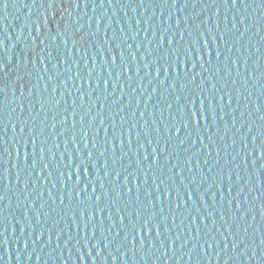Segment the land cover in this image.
I'll list each match as a JSON object with an SVG mask.
<instances>
[{"label": "water", "instance_id": "obj_1", "mask_svg": "<svg viewBox=\"0 0 264 264\" xmlns=\"http://www.w3.org/2000/svg\"><path fill=\"white\" fill-rule=\"evenodd\" d=\"M3 2L0 0V136L8 151L0 147V153L9 170V186L0 201L4 217L0 227L7 236V252L0 245V264H264V244L260 242L264 184L256 183L257 175L264 180L260 168L264 157L257 151L260 138L255 143L252 140L262 127L256 107L264 111V7L257 6L258 0H237L235 6L231 0L227 6L223 0H177L175 5L170 0L166 5L161 0H79L78 6L73 0H55L51 7L49 0H7L6 8ZM161 33L164 46L158 48ZM222 34L227 43L221 40ZM169 36L181 58L189 46L194 49L196 68L189 69V75H199L185 88L180 87L185 69L177 67L181 73L177 78L170 61L163 57L165 50L170 51ZM205 39L208 54H204ZM197 51L203 55V68L196 60ZM125 64L130 69L127 73ZM201 79L203 86H199ZM222 93L227 95L220 100ZM209 97L214 112L207 111ZM190 98L195 99L192 107L199 123L192 121ZM201 98L206 120L199 119ZM21 124L25 125L23 133ZM33 126L37 132L44 129L37 139L35 168L30 143L27 162L23 155H15L18 146L23 152L27 128ZM86 127L89 135L82 138ZM121 132L123 144L116 141L113 149L106 141ZM93 137L99 147H93ZM41 144L46 149L43 159ZM153 147L160 153L159 165L153 164L150 170L147 165ZM161 148L165 149L162 153ZM89 151L93 154L90 160ZM69 155L74 161L85 159L90 178L99 175L106 187L118 184L123 189L128 172L138 173L135 183L140 184L147 173L151 196L142 185L137 202L129 176L133 202L127 204L124 196L123 204L111 205L89 220L81 209L88 205L103 208L108 201L102 197L99 204L95 202V195L103 190L94 179L96 193L83 204L61 187L59 173L69 166ZM44 163L49 168L41 171ZM117 170L119 177L115 176ZM152 171L165 184L179 188L180 199L187 204L176 208L175 191L170 198L162 197V204L157 201L152 211L159 217L163 207L165 217L159 223L160 235L155 227L141 233L145 240L141 249L140 236L135 244L125 240L126 229L119 227L116 208L127 205L135 209L155 198ZM68 183L70 186L71 181ZM3 186L0 180V189ZM111 198L116 199L114 194ZM109 213L114 223L109 222Z\"/></svg>", "mask_w": 264, "mask_h": 264}, {"label": "snow or ice", "instance_id": "obj_2", "mask_svg": "<svg viewBox=\"0 0 264 264\" xmlns=\"http://www.w3.org/2000/svg\"><path fill=\"white\" fill-rule=\"evenodd\" d=\"M55 2V0H49V6L51 7L52 4ZM162 4H168L169 0H161ZM172 5H175L177 3V0H170ZM241 2H243V0H241ZM73 3L76 4L78 6L79 0H73ZM223 3L225 6H227L229 4V0H223ZM237 4V0H231V5L235 6ZM186 6V3L185 5ZM246 7L248 5H245ZM258 7H264V0H258L257 3ZM3 7H7V0H4L3 2ZM233 27H235V25H233ZM260 29L257 28V31H259ZM165 32L167 31V29L164 30ZM203 35V34H201ZM214 39V38H213ZM221 40L224 43H227V39L224 37V35H221ZM167 44L170 46V51L169 50H165L163 52V57L166 60H169L171 63V67L173 68V71L176 75L177 78L180 77L181 73L179 71H177V67L179 66V68L185 69L183 72V75L185 77V80L180 84L181 88H185L186 86L192 85L195 82L196 79V75H199V73H195L193 75H189V69H195L196 68V61L193 60L192 58V52H193V48L191 46H189L183 53V58H181V54L178 48L175 47H171L173 44V38L171 36L168 37L167 39ZM207 44L208 41L205 39L204 40V54H208V48H207ZM164 46V33H161L160 38L157 42V47L158 48H163ZM131 47V46H129ZM123 55V53H121V56ZM134 55V54H133ZM221 55V53L219 51L216 52V56L217 58H219ZM157 58L155 56H153V60L155 61ZM112 60L115 61L116 60V56L113 55ZM196 60L200 61L201 63V67L203 68V55L197 51L196 53ZM210 62V61H209ZM233 63H235V61H233ZM187 66V67H186ZM148 65L145 64V68H147ZM167 67L168 65H165V70L167 71ZM129 66L127 64L124 65L123 71L125 73L129 72ZM138 71V69H137ZM157 73L159 72V67H157L156 69ZM117 75H119V73H117ZM209 80L211 81V77H209ZM161 83H163V81H161ZM105 84H107V81H105ZM204 85V80L201 79L199 81V86H203ZM175 83L172 84V87H175ZM210 86L212 88H215L216 85L215 83L210 84ZM88 95H91V93L89 92ZM224 95H227V93H222L219 96L220 100H223ZM177 99H179V97H177ZM229 102H231V96L229 95ZM58 103V102H57ZM83 103V101H82ZM195 104V99L190 98L188 101V106L191 109V118L192 121L194 123H199V120L197 119L196 116V110L195 108H193L192 106ZM73 105L75 106V101H73ZM102 107L106 108L107 105H102ZM169 107H171V105H169ZM205 101L204 98L200 99V117L199 119H207L206 115H205ZM207 111L210 112H214V105L211 103V98L209 97V103L207 105ZM256 112L258 113V118L261 121V125L262 127H260V129L257 131V133L255 135H253L252 140L255 143L257 138H260V142L257 146V151L259 153V155L261 157H264V111L261 110V108L259 106L256 107ZM73 117L75 116V107L73 108V112H72ZM143 115V114H141ZM63 119L65 121H67L68 117L65 116L63 117ZM83 119V118H81ZM75 123V121L73 120V124ZM100 123L103 124L104 123V119L101 118ZM184 126L187 127L188 126V121L185 120L184 122ZM0 125H2V122H0ZM13 127H15V125H13ZM55 127V125L53 124V128ZM90 127V125H89ZM114 127V124H113ZM133 127H135V125H133ZM4 131H7L6 128L3 129ZM25 131V125L21 124L20 125V132L23 133ZM44 129L41 128L39 132H37L35 130V127H28L27 128V133H28V139L23 142L22 147H23V152L21 151V146H18L15 148V155L17 157H20L21 155H23V159L25 162L28 161L29 159V152L27 151V146L30 143L32 145V153H33V159H32V167L35 168L36 164H37V159L35 158V153H36V145H37V139L38 137L43 133ZM63 131V129H62ZM147 129H145V134H147ZM165 131H168L167 128H165ZM176 131H179V127L176 128ZM249 131L251 132V126H249ZM104 133H105V137H107L108 135V129L105 128L104 129ZM89 135V128H84L83 129V136L82 138H87ZM124 135V133H114L113 137H112V141H106V142H111L112 143V147L113 149H115V142L118 141L120 144H123V140L121 139V137ZM137 136H139V132H137ZM73 143L75 144V136L72 137ZM209 140H211V137H209ZM184 141L181 140L180 143H183ZM131 143V139L129 138V144ZM5 141L3 136H0V147H3L4 152H7L8 149L6 147H4ZM65 144H67V141L65 142ZM87 146V145H85ZM93 147H99V144L96 143L95 141V137H93ZM141 147H143V145H141ZM45 146L43 144H41L39 146V153H40V159H43V154L45 152ZM165 149L161 148L160 152H164ZM104 154V150L101 151V155ZM92 152L89 151L87 153V157L90 158L92 157ZM159 155L160 153H158L156 151V148L153 147L152 150V161L150 163H148L147 167L148 169H152L153 164L159 165ZM77 156H79V151H77ZM143 159L145 161H147L148 156L147 153L144 154ZM165 160H167V156L164 157ZM92 162V166L93 168H95V161H91ZM207 163V161H205ZM4 164H6V161H3V153H0V180H2L4 182V186L2 189H0V201H3L6 195V190L9 186V181H8V175H9V170L6 166H3ZM68 167L62 171H60L59 175L61 177L60 180V184L61 187H65L67 189V191L69 192V194L74 193L75 198L80 201L81 204H83L84 201H88V200H92L93 199V194L96 193V188L97 185L96 183H93V179L95 181H100V177L99 175H96L95 177L90 178L89 176V168H88V163L86 162L85 159L81 158L78 160L74 161V158L69 155L68 158ZM140 166V161H137V167ZM49 165L48 163H44L43 165V169H48ZM261 169H264V163H261L260 165ZM158 170V169H157ZM170 171V170H169ZM82 172V174H81ZM257 172H259V169H257ZM73 175H75V179L73 180ZM105 175H108V170L107 168H105ZM49 176H51V172L49 171ZM116 177L120 176V171L117 170L115 173ZM129 176H131L132 178V182L136 187V194H135V200L137 202H139L140 200V191H141V186L143 185V190L145 192L146 195L151 196V189H149L147 187L148 185V176L147 173H145L144 179L141 181L140 184H136V180L139 178V174L135 173V172H128L126 175H124V188L121 189L119 187L118 184H114L111 187H106L105 183L103 181L99 182V187L103 190L102 194L100 195H95V202L97 204H99L101 202V199L103 197V199L105 201H108V203H105L104 207H96L94 209L91 208V205H88L86 208H82L81 209V215H83L85 212L87 213V217L89 220H91L95 215L97 214H102L103 211L105 210V208H109L111 205L117 204V203H121L123 204L124 201L122 199V197L127 196V204H131L133 202V198L131 196L132 193V188L128 187V180H129ZM152 180H153V184H155V188H156V195L154 199H148L147 202L145 204H141L139 205L138 208L135 209H129L127 207V205H125L124 207H117L116 208V212L120 221V225L119 227L121 229H126L125 231V240L135 244L136 240L135 238L137 236H140V240H139V246L141 249L144 248L145 245V240L144 237L141 236V233H149L152 231V229L155 227L156 228V232H157V236L160 235V228H159V223L161 220L165 219V217L163 216V212L164 209L163 207L160 208V213L161 215L159 217H157L156 213L154 211H152V209L155 208V204L157 201L161 202V204L163 203L162 197L163 198H170L173 195V191H175V195L177 197V203H176V208L179 209L181 204H187V201H184L182 199H180V190L179 188H173L170 185L165 184V181L162 179H159V177L156 176V172L152 171ZM69 181H71V185L69 186ZM159 181V182H157ZM181 183H183V177H181ZM257 186L264 184V180L261 179V177L259 175H257ZM91 184V192L88 191L89 189V185ZM174 184V182H173ZM163 185V191L161 193L160 189L161 186ZM231 187H229V192H231ZM51 195V193H49ZM83 194V195H82ZM112 194L115 195L116 199H112ZM188 199L191 200L192 196H191V192L189 191L188 193ZM201 199H203V197H201ZM63 198H61L60 203L62 204ZM41 207H43V205H41ZM262 207H264V205H262ZM91 209V210H90ZM133 211H135V215L133 216ZM3 212V208H0V214H2ZM147 212V214H146ZM209 215H211V213H209ZM201 219H203V217H201ZM3 220L4 217L2 215H0V225L3 224ZM108 220L109 222H113V218L111 213H109L108 216ZM125 220H127V224H125ZM131 225L132 228L129 229L128 226ZM85 227H87V223L85 224ZM95 227V226H93ZM129 231H132V236L131 238H129ZM165 231H167V229H165ZM244 231L246 232L247 229L245 228ZM259 231V230H257ZM5 229L3 227H0V245H4V250L5 252H7V236L4 235ZM43 233L41 232L39 235H42ZM94 234V233H93ZM230 235H234L233 233H229ZM39 235L37 236V239L39 238ZM261 244H264V233H261ZM51 240V236H49V241ZM25 243V247H27V241L24 242ZM149 244H151V240L148 241ZM163 243V242H162ZM170 244H174V241H170ZM211 246V245H209ZM236 242H233L232 247L235 249L236 248ZM195 247V245L193 246ZM225 247H227V245H225ZM37 259H39V257H37ZM81 260H83V257H81ZM113 260H115V257H113ZM225 264H227V261H225Z\"/></svg>", "mask_w": 264, "mask_h": 264}]
</instances>
